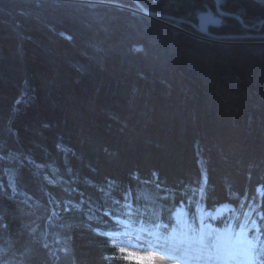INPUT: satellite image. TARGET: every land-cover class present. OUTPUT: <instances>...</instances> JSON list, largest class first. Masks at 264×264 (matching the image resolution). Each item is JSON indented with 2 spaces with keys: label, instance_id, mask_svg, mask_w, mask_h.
<instances>
[{
  "label": "trees",
  "instance_id": "trees-1",
  "mask_svg": "<svg viewBox=\"0 0 264 264\" xmlns=\"http://www.w3.org/2000/svg\"><path fill=\"white\" fill-rule=\"evenodd\" d=\"M220 5L243 24L213 0H0V264H138L117 219L180 205L197 227L230 204L264 255V0Z\"/></svg>",
  "mask_w": 264,
  "mask_h": 264
},
{
  "label": "rangeland",
  "instance_id": "rangeland-1",
  "mask_svg": "<svg viewBox=\"0 0 264 264\" xmlns=\"http://www.w3.org/2000/svg\"><path fill=\"white\" fill-rule=\"evenodd\" d=\"M220 1V0H219ZM258 1V0H256ZM96 4H107L105 2L102 1H94ZM215 2V1H214ZM132 12L134 13H138L141 12V14H144L145 16H150V14L143 9L141 10H136V9H131ZM215 10H216V5H215ZM222 11V10H221ZM217 12V10H216ZM223 12V11H222ZM224 13V12H223ZM207 15H201L200 19L203 18L206 19ZM210 17L212 18V23H220V20L216 17H214V15H210ZM214 17V18H213ZM207 20V19H206ZM160 23H163L162 20H157ZM205 21V20H204ZM208 27V24H207ZM44 180L51 184L52 181L47 178L44 177ZM258 191L259 188H258ZM222 207L225 206H219L217 207V209H215L214 211L211 212H207L204 213L203 215V223L201 224V228L199 229V231H191L187 225L185 220L183 219V215H184V211L182 209H180L179 211L177 210L176 212V217L177 219L181 222L180 226L182 228L181 231L178 232H172L171 235L173 237L176 238V242H178V239H186V237L191 238L194 242L199 238V236H201L202 238L205 236H209L211 240L212 238V243L213 244H224V246L226 245V241H228V239L232 242L231 244V249L234 248V241H237V239L242 240V245L244 244V242L246 243V236L248 235H253V234H259L258 232V228L255 222H252L249 226H248V230L247 231H240L238 232L236 235H232L229 230L225 231V235L223 233H219V231L214 232V230L209 227V223L212 220H218L220 218H223L224 216H228L229 212L231 211L232 208L226 206L225 209H223ZM223 209V210H222ZM125 229V230H123ZM121 232H119L118 234H116L112 239L111 244L114 245L117 249L118 252L120 254H122L125 259L129 260V261H133L136 262L138 264H179L178 261L176 259H174L175 261H171L168 259H164V254L169 250V246L166 247H162L160 249V251H158L156 248L153 247V238L151 237V235L155 233H157L155 230H153V232L148 234L143 233L141 230H134V229H130V228H123ZM253 229H256L255 233L252 232ZM148 233V232H147ZM159 234V233H158ZM212 237V238H211ZM218 237V238H217ZM149 240L151 243H149ZM253 242H258V239H254L252 238ZM168 241V239H167ZM185 241V240H184ZM222 241V242H221ZM221 242V243H220ZM233 247V248H232ZM121 249H124L123 252H121ZM237 250V249H236ZM213 252H211L210 254L212 255ZM217 255H215L216 258ZM217 260V258L215 259ZM243 260H244V256L242 254H239V252H237V255L234 256V262H231V264H243ZM238 261V262H237Z\"/></svg>",
  "mask_w": 264,
  "mask_h": 264
},
{
  "label": "snow or ice",
  "instance_id": "snow-or-ice-1",
  "mask_svg": "<svg viewBox=\"0 0 264 264\" xmlns=\"http://www.w3.org/2000/svg\"><path fill=\"white\" fill-rule=\"evenodd\" d=\"M256 229H253L252 232L255 233ZM264 238V237H262ZM207 248V250L211 253L215 251L217 255H232L233 249L221 247L220 244H213L211 240L205 242L201 240V249ZM124 249H121L123 252ZM241 254L244 256L243 264H264V255L261 254L260 245L258 242H253L252 236L248 235L246 237V245L240 250ZM164 259H168L169 257L164 256Z\"/></svg>",
  "mask_w": 264,
  "mask_h": 264
},
{
  "label": "bare ground",
  "instance_id": "bare-ground-1",
  "mask_svg": "<svg viewBox=\"0 0 264 264\" xmlns=\"http://www.w3.org/2000/svg\"><path fill=\"white\" fill-rule=\"evenodd\" d=\"M247 28V27H246ZM247 29H251V27L250 28H247ZM226 206L227 205H225V207H222L223 209H225L226 208ZM222 209V210H223ZM247 237V236H246ZM212 238V237H211ZM218 238V237H217ZM208 239H210V237L209 236H207V239H206V237H204L203 238V241H205V242H207V241H209ZM213 239V238H212ZM211 239V240H212ZM222 242V241H221ZM220 242V243H221ZM226 245L225 246H223V247H226V248H230L231 247V242L228 240V241H226V243H225ZM182 245V244H181ZM180 245V246H181ZM233 245H234V249H233V254H232V256H234V253L237 255V252H239V254H241V252H240V250L246 245V243L244 242V244L242 245V240H240V239H237V241H234V243H233ZM237 249V250H236ZM215 253V252H214ZM228 256H230V255H224V254H220V255H218V258L220 259H218L217 261H215V263L216 264H225V261H228Z\"/></svg>",
  "mask_w": 264,
  "mask_h": 264
},
{
  "label": "water",
  "instance_id": "water-1",
  "mask_svg": "<svg viewBox=\"0 0 264 264\" xmlns=\"http://www.w3.org/2000/svg\"><path fill=\"white\" fill-rule=\"evenodd\" d=\"M213 1H215L217 14L220 17L233 18V19H236L237 21H239L241 24H243V21H242V19L239 16H237L235 14H230V13H223L221 11V7H220L221 5H220V1L219 0H213ZM257 25L258 26H262V25H264V22L258 23Z\"/></svg>",
  "mask_w": 264,
  "mask_h": 264
}]
</instances>
